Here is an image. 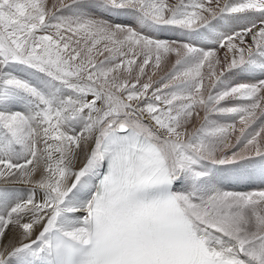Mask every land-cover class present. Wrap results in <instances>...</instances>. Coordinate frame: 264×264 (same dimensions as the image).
Wrapping results in <instances>:
<instances>
[{"label":"snow or ice","instance_id":"6c2138e0","mask_svg":"<svg viewBox=\"0 0 264 264\" xmlns=\"http://www.w3.org/2000/svg\"><path fill=\"white\" fill-rule=\"evenodd\" d=\"M0 264H264V0H0Z\"/></svg>","mask_w":264,"mask_h":264},{"label":"bare ground","instance_id":"6f19581e","mask_svg":"<svg viewBox=\"0 0 264 264\" xmlns=\"http://www.w3.org/2000/svg\"><path fill=\"white\" fill-rule=\"evenodd\" d=\"M232 122L231 120H224V121H222V122H224V123H227V122ZM79 166V165H78Z\"/></svg>","mask_w":264,"mask_h":264},{"label":"rangeland","instance_id":"374dc122","mask_svg":"<svg viewBox=\"0 0 264 264\" xmlns=\"http://www.w3.org/2000/svg\"><path fill=\"white\" fill-rule=\"evenodd\" d=\"M227 123H231V122L229 121V122H227Z\"/></svg>","mask_w":264,"mask_h":264}]
</instances>
